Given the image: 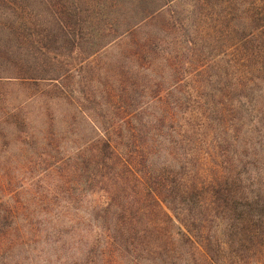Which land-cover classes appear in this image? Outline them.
<instances>
[{
    "label": "trees",
    "instance_id": "trees-1",
    "mask_svg": "<svg viewBox=\"0 0 264 264\" xmlns=\"http://www.w3.org/2000/svg\"><path fill=\"white\" fill-rule=\"evenodd\" d=\"M176 2L188 17L173 11ZM32 5L45 9L48 20L36 24ZM148 23L152 31L134 57L146 59L147 70H169L180 87L186 78L198 82L210 61L219 60L225 86L205 97L184 124L167 123L174 119L167 109L147 122H94L97 137L74 168L107 196L89 214L96 227L89 232L104 239L89 243L73 264H264V0H0V87L13 80L31 87L55 82L63 94L62 81L74 70L55 75L59 68L50 54L82 50L88 28L95 35L90 54H96ZM52 24L54 32L42 31L45 39L35 45L33 27ZM35 68L51 73L31 75ZM130 92L135 98V89ZM153 98L163 102L161 95ZM16 118L1 116L0 127ZM202 127L219 135L227 157L211 176L190 161L197 151L190 134ZM189 143L196 148L181 153ZM2 190L0 250L6 234L17 230L8 225L14 207ZM35 224L31 233H37ZM73 224L81 230L79 219ZM47 233L54 237L61 229Z\"/></svg>",
    "mask_w": 264,
    "mask_h": 264
},
{
    "label": "rangeland",
    "instance_id": "rangeland-1",
    "mask_svg": "<svg viewBox=\"0 0 264 264\" xmlns=\"http://www.w3.org/2000/svg\"><path fill=\"white\" fill-rule=\"evenodd\" d=\"M177 4L173 5V11L181 18L188 17V12H184L187 7ZM44 11L37 5L31 6L36 24L41 22V17L48 20ZM151 26L141 25L134 37L116 40L96 54H90L95 51V35L91 28L84 29L86 36L80 41L82 45L77 41L84 51L76 50L71 54L64 48L60 57L50 54L49 58H54L59 68H53L55 75L74 70L62 81L66 89L63 94L57 90L55 82L31 87L30 83L13 80L1 85L0 98L4 105L0 106V117L16 113L18 119L3 122L0 127L3 136L1 193L5 203L14 207L8 225L17 227L3 240L0 264H73L89 243L104 239L95 240V234L89 232L90 225L96 228L89 221V214L92 206L106 204L107 196L94 185L85 184L84 177L74 168L80 154L97 137L94 122L119 124L125 118L134 123L135 119L138 123L147 122L154 119L159 110L167 109L174 117L172 120L169 117L167 123L184 124L191 119V110L204 105L205 97L209 98L212 91L224 89L225 71L224 66L218 65L219 60L210 61L208 72L195 79L198 82L186 78L180 87L176 86L177 76H170L169 70L155 68L156 73L155 69L147 70L146 59L134 57L143 46L144 38L151 33ZM33 28L37 29L34 41L38 45L39 39L53 33L56 26ZM49 41H52L50 37ZM193 60L194 57H190L186 62ZM184 68L191 67L185 63ZM47 73L51 72L40 68L31 70V75ZM123 73L125 76H121ZM150 87L154 88L153 92L148 91ZM131 88L136 91L135 98L131 96L134 94ZM158 95L162 96V103L153 98ZM60 96L65 100H59ZM190 135L197 145L195 156L190 158L194 169L211 176L215 168L223 166V159H227L220 147L219 135H212V129L206 130V127L199 128L197 135ZM182 147L181 153L186 152L185 147L196 148L191 143ZM77 219L82 226L75 232L73 221ZM31 221L36 223L37 233H31ZM52 228L61 229V234L47 236V230Z\"/></svg>",
    "mask_w": 264,
    "mask_h": 264
}]
</instances>
